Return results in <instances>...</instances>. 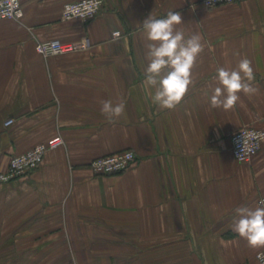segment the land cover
Returning <instances> with one entry per match:
<instances>
[{
  "label": "crops",
  "instance_id": "0c3cea01",
  "mask_svg": "<svg viewBox=\"0 0 264 264\" xmlns=\"http://www.w3.org/2000/svg\"><path fill=\"white\" fill-rule=\"evenodd\" d=\"M70 1L26 0L22 19L0 20V171L14 154L64 139L37 169L0 184V264H260L264 248H250L232 222L264 196V141L240 162L232 137L264 128V0H104L87 21L62 18ZM168 11L204 45L174 110L143 87L142 22ZM84 37L91 45L75 52L36 50ZM245 57L259 91L227 111L210 107L216 69ZM101 100H123L124 114L109 123ZM125 149L136 153L130 168L92 172L94 158Z\"/></svg>",
  "mask_w": 264,
  "mask_h": 264
},
{
  "label": "clouds",
  "instance_id": "9594fccd",
  "mask_svg": "<svg viewBox=\"0 0 264 264\" xmlns=\"http://www.w3.org/2000/svg\"><path fill=\"white\" fill-rule=\"evenodd\" d=\"M212 0H209V4ZM99 6L97 0L96 7ZM90 9L87 15H91ZM83 19L82 16H79ZM184 23L179 12L168 11L164 18L150 14L142 27L149 42L146 52L147 66L144 69L143 87L149 90L152 103L161 109L174 110L194 85L193 70L197 58L203 51L200 34L185 37L182 29L176 26ZM81 47H87V41H81ZM214 78L217 86L209 97L210 107L227 111L235 107L240 93L254 95L259 89L253 86L255 79L252 62L248 58L239 60L235 68L218 67ZM100 111L109 123L124 114L125 102L120 100H101ZM243 137V135H242ZM244 140V137H243ZM232 230L245 239L253 249L264 248V198L257 206H241L235 209ZM257 259L264 264V252L258 253Z\"/></svg>",
  "mask_w": 264,
  "mask_h": 264
},
{
  "label": "built area",
  "instance_id": "2783aa9c",
  "mask_svg": "<svg viewBox=\"0 0 264 264\" xmlns=\"http://www.w3.org/2000/svg\"><path fill=\"white\" fill-rule=\"evenodd\" d=\"M26 0H0V20L15 19L20 20L24 16V2ZM241 0H202L206 7H214L221 3H232ZM97 0H75L64 4L62 18L71 20L75 18L84 21L95 18L101 11L104 0H99V6L96 7ZM90 9H94L91 15H87ZM120 31H115L114 35H119ZM83 40L87 41V47H81V41H64L60 38H51L43 40L36 44L38 53L44 56L60 55L86 49L91 45L88 37ZM13 119L6 122L7 125L13 123ZM244 140H243V137ZM264 141V128L243 127L232 137V152L234 157L240 162H250L258 154ZM64 139L62 136H54L48 140L38 143L31 149L14 154L10 158L8 168L0 171V184L18 179L21 176L37 169L44 161L46 154L62 145ZM136 161V153L132 149H125L116 153L101 155L90 162L91 170L94 174L112 175L121 173ZM264 198V196L262 197ZM264 250L258 252L261 253ZM257 253V255H258ZM256 255V256H257ZM261 264V261L258 260Z\"/></svg>",
  "mask_w": 264,
  "mask_h": 264
}]
</instances>
